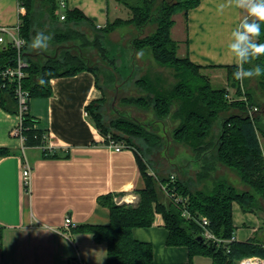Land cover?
<instances>
[{"label": "trees", "instance_id": "1", "mask_svg": "<svg viewBox=\"0 0 264 264\" xmlns=\"http://www.w3.org/2000/svg\"><path fill=\"white\" fill-rule=\"evenodd\" d=\"M117 1L131 10V17L117 18L97 29L79 9H67L65 20H60L56 15L58 5L55 0H18L19 6L26 9V13L19 16L20 35L24 41H30L36 34L39 18L43 17L40 12L45 7L47 19L59 23L47 51H36L27 45L22 48L28 63L22 84L29 91L30 100L50 97L52 78L92 72L103 97L91 102L86 108L87 113L106 144L113 139L126 149L134 150L144 181V188L136 191L138 200L135 203L118 204L112 194L99 197L98 203L110 211L109 224H83L77 229L90 232L95 241L107 244L105 264H158L154 261L153 244L139 241L133 235L134 228L153 226L157 215L162 216L169 232L167 245L188 250L189 262L177 264H196L194 258L197 256H208L213 264H237L243 258L253 256L264 259V218L254 237L242 242L235 240L233 215L234 203L244 213L257 215L264 212V76L241 84L233 77L236 65L200 66L188 55H178L179 43L172 38L171 32L174 16L179 13L186 16L190 9L200 5L201 0H161L159 5V0ZM149 24H156V30L142 36ZM125 26H133L138 31V36L130 42L134 55L141 51L150 53L161 68L171 71L173 83L164 72L148 70L137 75L135 63L132 72L123 76L116 66L117 57L108 60L110 50L105 46V40L114 30ZM83 27L91 30L92 38L81 30ZM259 42H264V34ZM90 48L100 54L102 61L91 62L85 53ZM30 53H37L42 58L37 60ZM16 62V47L4 45L0 49V104L12 114L19 113L15 85L11 80L3 79L1 72L15 66ZM256 64L264 66V56L245 67ZM213 68L226 70L228 86L236 89L237 99L228 98L227 87L213 86L206 73ZM101 75L108 81H116V77H124V83L134 80L142 94L124 97L125 105L151 110L158 121L168 117L178 121L172 141L189 151L190 158L184 160L183 165L171 166L166 175L154 170L148 156L163 148L165 138L153 132L151 124L125 113H118L109 124L105 123L101 107L106 96L100 83ZM254 108L258 110L251 114ZM37 123L38 119L28 111L22 115L24 146L42 147L45 158H55L56 154L50 153L46 145V132L36 128ZM10 153L9 149L0 147V157ZM221 166L235 174L236 185L224 178H214ZM162 186L166 187L169 196ZM185 212L189 216L184 215ZM203 218L210 221V230L216 238L226 242L216 244L198 240L203 232L200 225Z\"/></svg>", "mask_w": 264, "mask_h": 264}, {"label": "crops", "instance_id": "2", "mask_svg": "<svg viewBox=\"0 0 264 264\" xmlns=\"http://www.w3.org/2000/svg\"><path fill=\"white\" fill-rule=\"evenodd\" d=\"M66 1L67 9L81 10L97 29L119 18L113 17V11L117 15L123 10L117 0ZM221 3L226 5L222 14L217 11ZM130 12H125L127 17L123 19L130 18ZM21 13L18 0H0V26H16ZM243 15L241 10L227 6V0H201L186 16L182 14L185 28L177 41L178 51L200 66L236 65L227 45ZM125 27L129 33L127 45L138 31ZM29 55L42 58L37 53ZM207 71L226 73L223 68ZM50 85L52 95L32 98L27 111L38 119L36 128L46 132V145L55 158H45L42 147H25L14 134L21 123L20 115L7 112L0 104V147L11 152L0 157V264H105L107 244L77 228L83 224H109V209L98 203L101 196L112 194L118 204L136 202V191L144 188L140 167L133 149H110L88 115L90 103L103 97L92 72L52 78ZM26 160L32 167L29 191L22 177ZM167 161L168 167L183 165L174 157ZM214 178L238 182L235 174L223 166ZM233 215L235 240L245 242L254 237L260 219L244 213L237 203ZM67 217L72 218L75 228H65ZM168 234L161 215L156 216L153 226L133 230L135 239L153 244L156 263L189 262L185 247L167 245Z\"/></svg>", "mask_w": 264, "mask_h": 264}, {"label": "rangeland", "instance_id": "3", "mask_svg": "<svg viewBox=\"0 0 264 264\" xmlns=\"http://www.w3.org/2000/svg\"><path fill=\"white\" fill-rule=\"evenodd\" d=\"M160 3H161V0H159L157 5H159ZM120 7L123 8L122 12L120 11L116 15L114 14V11H113V15H114L113 17H119V18L127 17L125 12H129L130 10L121 4H120ZM22 8H23L22 14H25L26 9L24 7ZM47 10H48L47 7H45L44 10L43 11L41 10L40 12L41 14H43V17L41 19L39 18L40 24L37 27V31L44 30L47 33H50L53 35L59 23H53L52 21L47 19V16H48ZM62 11L63 9L57 8L56 15L59 17ZM182 14L183 13H179L174 16V20L176 21V23L171 29V32H173L172 38L176 41L180 40L181 34L183 33V30L185 28V23H184ZM81 30L87 32L88 38H92V32L91 30H89V28L83 27L81 28ZM155 30H156V24H149L144 29L143 31L144 34L142 36L150 35ZM128 34L129 33L126 27H120L114 30L112 33H110L107 39L105 40V46H107L108 49L110 50V56L108 60H111L117 57L116 66L119 72L123 76H127V74L132 72V69L135 63L137 66V70H138L137 75H142L143 73H146L148 70L152 72H156V71L164 72V74L168 77L169 82L173 83L174 79L171 76V71L166 68H161L154 61L150 53H145L144 51L143 52L141 51L139 53H142V56L139 58L134 55L135 53H134L132 46L130 44L126 45V41L129 37ZM136 36H138V34H136ZM56 47L57 46L55 45L54 49ZM54 49L53 50L51 49V50L54 51ZM85 53L87 56H89L92 63L100 62L103 59L100 57V54L93 48L87 49ZM178 55L182 56V53L178 51ZM206 73L210 76L214 87L216 88L227 87L229 95H230V99L238 98L235 95L236 89L235 88L231 89L230 86H228L227 75L224 71H212V72L207 71ZM124 80H125L124 77H120L116 81H113L111 79L110 81H108L105 79L104 76L102 75L100 76V83L103 87V91L106 96V101L105 103H103L101 107L102 113L104 116V121L106 124H109L112 119L116 118L119 115L118 113H125L127 115H130L133 118H136L142 123L151 124L153 126V132L155 133L157 132L158 134H161L162 136H164L165 144L163 146L164 149L160 148V149H157L156 151L154 150L152 154H150L151 156L149 155L148 157H149V160L151 159L154 170L166 175L167 170H169L170 168L168 167V161H167L168 157H174L176 160L182 161V164L184 163V160L190 158V154H188L189 151L187 147H185L184 145L180 143L172 141L173 139L172 133H173V130L176 128L178 121H174L170 117H168L167 119L163 121H158V118H156V116L151 110H143L137 106L125 105L122 102V99L124 97L138 96L142 94V92L135 86L134 80L126 81L125 83H124ZM242 99H245V97H242ZM164 125L166 127V130H164ZM168 144H171V145H169L168 147ZM140 150L142 151V149ZM189 174L190 173H188L187 175ZM192 174L193 173H191V175ZM192 176L194 177V175ZM230 181L234 183L235 185L237 184V181H234V180H230ZM255 216L260 219L259 226H261L262 219L264 218V212L263 213L260 212ZM194 262L196 264H213L212 259L208 256H197L194 258Z\"/></svg>", "mask_w": 264, "mask_h": 264}, {"label": "clouds", "instance_id": "4", "mask_svg": "<svg viewBox=\"0 0 264 264\" xmlns=\"http://www.w3.org/2000/svg\"><path fill=\"white\" fill-rule=\"evenodd\" d=\"M227 6L241 10L244 15L237 26L230 33V42L227 45L228 53L236 64L233 77L243 84L244 81L264 76V66L253 61L264 56V42H259L264 34V0H227ZM226 5L221 3L217 7L223 13ZM53 40V35L39 30L30 41L21 39L22 45H27L36 51H47ZM142 53H137L141 57Z\"/></svg>", "mask_w": 264, "mask_h": 264}, {"label": "built area", "instance_id": "5", "mask_svg": "<svg viewBox=\"0 0 264 264\" xmlns=\"http://www.w3.org/2000/svg\"><path fill=\"white\" fill-rule=\"evenodd\" d=\"M55 1L58 5V8L63 9L62 11L63 13L60 16V20H65V11L68 8L67 1L66 0H55ZM21 39L23 38L20 35V23H18L16 26H13V27L0 26V49L6 44H13L17 49L16 65L2 70L1 76L3 79L11 80L15 85V96L18 100V108H19L18 115H20L21 117V123L14 130V134L16 136H19L22 140H24L22 136V131H21L22 115L28 110L30 94H29V91L23 88V84H22L23 79L27 76L25 70L28 68V63L23 57L22 48L24 45L20 44L19 41ZM1 86L2 84L0 83V87ZM228 98H230V95H228ZM257 110H258L257 108H254L253 111H251V114ZM107 146L110 149H113L114 151H118V152L126 149V147L123 144H118L113 139H109ZM22 177H23L24 186L26 190L29 191L31 187V181H32V167L27 160L25 161L24 166H23ZM162 189L169 196V193L166 187L162 186ZM131 203H135V201ZM184 215L189 216V213L185 212ZM200 225L203 229L202 236L205 238V240L215 242L216 244H219L220 242H226V241L219 240L212 233L209 227L210 221L207 218H203ZM75 227H76V224L74 223L72 218L67 217L65 220V228L71 229ZM238 264H264V259L257 257V256L246 257L240 260Z\"/></svg>", "mask_w": 264, "mask_h": 264}, {"label": "water", "instance_id": "6", "mask_svg": "<svg viewBox=\"0 0 264 264\" xmlns=\"http://www.w3.org/2000/svg\"><path fill=\"white\" fill-rule=\"evenodd\" d=\"M116 79L118 80V77H116ZM198 240H200L201 242L205 241V238L203 236L199 237Z\"/></svg>", "mask_w": 264, "mask_h": 264}]
</instances>
